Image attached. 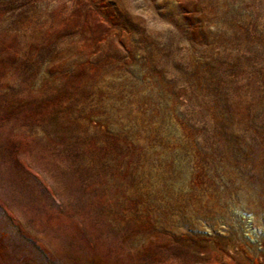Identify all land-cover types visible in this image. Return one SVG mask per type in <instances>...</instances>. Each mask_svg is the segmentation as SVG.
Wrapping results in <instances>:
<instances>
[{
	"label": "rangeland",
	"instance_id": "rangeland-1",
	"mask_svg": "<svg viewBox=\"0 0 264 264\" xmlns=\"http://www.w3.org/2000/svg\"><path fill=\"white\" fill-rule=\"evenodd\" d=\"M0 264H264V0H0Z\"/></svg>",
	"mask_w": 264,
	"mask_h": 264
}]
</instances>
